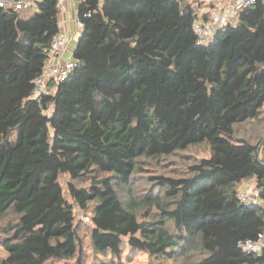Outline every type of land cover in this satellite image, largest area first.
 Masks as SVG:
<instances>
[{"label":"trees","instance_id":"16d2710c","mask_svg":"<svg viewBox=\"0 0 264 264\" xmlns=\"http://www.w3.org/2000/svg\"><path fill=\"white\" fill-rule=\"evenodd\" d=\"M196 3L80 0L77 64L38 100L58 2L0 6V264L75 257V207L97 253L119 257L126 238L130 249L182 264H264V240L259 252L239 248L264 236V212L237 197L252 182L264 202V0L207 45L196 43ZM257 119L256 142L236 136ZM201 144L206 157L149 176L136 198L145 161Z\"/></svg>","mask_w":264,"mask_h":264},{"label":"rangeland","instance_id":"374dc122","mask_svg":"<svg viewBox=\"0 0 264 264\" xmlns=\"http://www.w3.org/2000/svg\"><path fill=\"white\" fill-rule=\"evenodd\" d=\"M264 115V111L262 112ZM262 120H255L252 122H246L239 126L236 130V136L244 138L252 143L256 142L260 135L257 134V129L253 128V123H256L257 126H261ZM258 128V127H257ZM254 129V130H253ZM262 130V129H261ZM14 134H18V128L13 130ZM15 142V141H13ZM208 155V146L206 144H201L198 146H190L185 151H180L175 155L162 157L159 160H147L144 163V170L141 173L134 175L132 187L135 192L136 198L143 197L150 188V183L148 181L149 176L154 174H173L175 172L184 170L188 160L190 158H202ZM64 190V195L68 202L72 203L67 194V182L69 181L68 175H60L58 180ZM252 184V182H250ZM74 184L78 187L88 185V181H76ZM248 184V183H245ZM245 184L243 186H245ZM154 209H152L153 211ZM83 213L78 208H74L75 214V224L79 234V252L78 254L69 259V260H48L44 264H182L180 260L182 256H178L174 261L168 260L166 258H154L150 257L147 253L136 251L130 249L126 244V238H124L121 254L119 257H116L109 252L97 253L94 251L91 245L90 240V225L88 221L83 220ZM141 214V213H140ZM85 216V215H84ZM141 218V215H140ZM7 219V218H6ZM3 220L0 222V227ZM142 219V218H141ZM171 228V227H169ZM1 235V231H0ZM194 258L198 255L193 254ZM6 257V251L4 250L2 244L0 243V260Z\"/></svg>","mask_w":264,"mask_h":264},{"label":"built area","instance_id":"2783aa9c","mask_svg":"<svg viewBox=\"0 0 264 264\" xmlns=\"http://www.w3.org/2000/svg\"><path fill=\"white\" fill-rule=\"evenodd\" d=\"M65 0H57L59 8ZM192 1V0H189ZM257 0H229L226 5L216 12H213L208 18H196L193 22V31L196 35V43L200 45H207L213 38V35L222 26L232 24L236 21L238 13L248 7L253 6ZM29 0H0V6L9 5L14 6L15 9L25 8ZM194 12L197 14L196 6L193 7ZM82 27V24L78 22ZM68 42L67 34L63 30H59L51 41L48 53V61L43 67L41 74L34 80V90L32 99L38 100L41 95L49 93L48 85L51 81H63L71 73L72 69L76 66L77 61L71 55L68 58L61 57V53ZM248 185H245L238 192V200L247 205L259 204L264 212V202L256 200L255 196L249 193ZM264 236L259 240H244L239 243V248L245 252H259L263 246Z\"/></svg>","mask_w":264,"mask_h":264},{"label":"crops","instance_id":"0c3cea01","mask_svg":"<svg viewBox=\"0 0 264 264\" xmlns=\"http://www.w3.org/2000/svg\"><path fill=\"white\" fill-rule=\"evenodd\" d=\"M202 6L194 4L197 8V17L200 19L208 18L213 12L219 11L229 0H202ZM80 0H65L60 8L59 13V30L67 34L68 42L61 53V57L68 58L72 55L75 43L81 34L82 27L78 25L77 8ZM249 193L254 195L256 200L262 202L258 197V191L253 184L248 183ZM245 186H242L244 188Z\"/></svg>","mask_w":264,"mask_h":264}]
</instances>
